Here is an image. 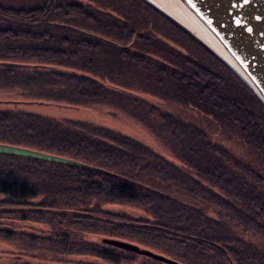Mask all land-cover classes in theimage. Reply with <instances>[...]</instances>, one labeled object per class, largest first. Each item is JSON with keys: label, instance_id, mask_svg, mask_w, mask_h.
<instances>
[{"label": "trees", "instance_id": "trees-1", "mask_svg": "<svg viewBox=\"0 0 264 264\" xmlns=\"http://www.w3.org/2000/svg\"><path fill=\"white\" fill-rule=\"evenodd\" d=\"M156 11L140 0H0V90L20 89L42 104L123 109L156 130L185 168L103 127L0 110L1 144L90 167L0 155V225L10 219L51 232L2 227L5 241L110 264L164 263L105 245L106 238L159 250L180 264H264V107L208 47ZM159 32L175 46L157 41ZM72 71L102 78L113 89ZM136 88L196 111L206 126L246 143L258 166L214 142L207 127L134 97ZM105 205L141 210L148 218ZM84 233L101 236V243L82 240ZM6 257L0 253V264H29Z\"/></svg>", "mask_w": 264, "mask_h": 264}, {"label": "rangeland", "instance_id": "rangeland-1", "mask_svg": "<svg viewBox=\"0 0 264 264\" xmlns=\"http://www.w3.org/2000/svg\"><path fill=\"white\" fill-rule=\"evenodd\" d=\"M140 1L144 2V4L146 3L148 6L149 5L151 7L155 6L154 3L149 0H140ZM91 6L93 7V9H96V7L93 4H91ZM156 12L160 13V11L158 10ZM160 14L168 18L167 20H170V22H174L180 27H185L182 24H180L176 19H173V18L171 19L170 17H167L166 15H164L162 12ZM157 15L159 14L157 13ZM157 21L160 22V25L162 22L163 26H166L162 18L160 19L158 17ZM156 27H158L159 29L161 28L158 25L156 26L152 25V28H155L154 30L157 29ZM166 27H167L166 31L168 32L169 26L167 25ZM162 29L164 30V28H161V30ZM160 32H159L160 36H157L155 39L157 41L163 40L165 44L167 43L166 45L173 48L175 45L174 43L171 42V39L167 37L168 35L164 36V38L166 39L165 40L164 38H162L163 34L161 33L162 34L161 35ZM141 38L143 37H140V39ZM133 39H135L134 41L138 43L140 41L138 38H135V37H133ZM210 53H212L211 55L214 58L224 63L220 58L216 57V54L212 52V50ZM146 58L150 61L154 60V59H151V57L149 56H147ZM206 58H207L206 61L211 62L216 67L215 62L211 58H208V57ZM231 72L236 78H238L232 70ZM71 73L73 74L75 73L79 76L92 77L90 74L83 75V73L78 72V71L77 72L72 71ZM93 79L97 81L98 84H100L103 88L109 89V90L113 89L111 84H109L106 80H103L102 78L97 79L96 77ZM238 81L241 82L243 86L247 89V87L244 85V83L242 82L240 78H238ZM140 90L137 88L133 90L134 94L136 95L134 97L145 100L147 104H149L152 107H157L159 110L163 112H166V113H169L175 116L178 115L180 118L184 119L185 121L189 120L201 127L204 126V129L207 127V129L209 130L208 132L209 136L214 142L228 149V151L231 154H234L242 162L244 161L245 164H251L252 166H258L256 163V157L254 153H252L245 146L246 143H244L243 145L237 142L234 138H229L225 133H222L221 130L217 132L216 128L212 127V125L206 126L204 124L205 121L200 119L199 113L192 110L191 108H187V109L178 108V106H175L172 103H169L166 101L164 102L160 100L159 97H157L156 95L144 93V92L143 93L138 92ZM33 101H36V100L28 99L27 97L23 96L22 90L20 89L14 88L12 90H7V89L0 90V110L5 109V110H18L22 112L25 111L33 115L36 114L43 118L47 117V118L59 121L60 123L63 122L65 124H71V123L79 124L80 122L82 124H87V126L93 125L97 127H103L109 131H114V132L120 133L121 135H125L128 138H131L133 140L134 139L137 140L143 146H146L154 153H157L162 158H165L166 160H168L176 168L185 169L184 166H182L180 159H178L173 154V151L170 149V147L165 145V143L162 141L163 138L158 136V134L156 133V130L154 131L150 126H148L147 123H145L143 119L130 116L123 109L120 110V109L115 108L114 106L110 107V106H106L105 104H101V103L100 104H89V105H84V104H81V105L79 104L78 105H71V104L68 105L67 104L66 105L65 103H61V102L55 103V102H47V101L44 104L39 103L37 101L35 104H33L34 103ZM257 101L259 102L258 99ZM105 208L109 211H113L114 213L117 212L118 214H125V215L127 214L136 219L138 217L148 218L145 213L141 212V210L139 211V210H135L129 207L124 208L118 205H115V206L105 205ZM3 221H4L3 225H0V228L5 227L7 229L9 228L12 230L22 231V232H26L29 234L32 233L35 235H46L47 236L49 235V233L51 234L50 228L43 224L38 225L35 223H31V222L30 223H22V222H15V221L12 222L10 221V219L8 221H5V219H3ZM80 237L82 238V240L93 242V243L95 242L101 243V240H102L101 236L92 235L89 233H84L80 235ZM143 249L148 250L147 248H143ZM151 251L157 255H161L159 254L160 253L159 250L157 251L151 250ZM0 253L7 256L6 257L7 259H5L6 262H9V261L18 262L20 261V259H24L27 262H29V264H110L98 258L83 259L79 257H66V256L57 257V256H54L53 254L52 255L47 254V252L43 250L41 251L30 250V248L25 247V241H19V242L18 241L15 242L14 240L5 241L1 237H0ZM132 264H140V261L132 263Z\"/></svg>", "mask_w": 264, "mask_h": 264}, {"label": "water", "instance_id": "water-1", "mask_svg": "<svg viewBox=\"0 0 264 264\" xmlns=\"http://www.w3.org/2000/svg\"><path fill=\"white\" fill-rule=\"evenodd\" d=\"M151 1V0H149ZM178 11L188 21L176 19L205 47H208L242 80L264 107V0H176ZM152 2V1H151ZM155 5V6H154ZM154 7L160 11L154 3ZM171 18V17H170ZM172 19V18H171ZM195 27V29L193 28ZM191 30V31H190ZM194 33L193 31H196ZM4 67H26L2 63ZM0 155L30 158L43 162L90 168L83 163L44 152L0 143ZM103 244L152 258L164 264H180L120 240L104 239Z\"/></svg>", "mask_w": 264, "mask_h": 264}, {"label": "bare ground", "instance_id": "bare-ground-1", "mask_svg": "<svg viewBox=\"0 0 264 264\" xmlns=\"http://www.w3.org/2000/svg\"><path fill=\"white\" fill-rule=\"evenodd\" d=\"M151 1L157 5L156 7L160 10V13L162 12L167 17L174 18L176 16L180 20L181 19L183 20V18H185L184 16H181V13H179L178 11L179 4L176 0H151ZM188 23L191 25L189 21ZM193 29H195V27ZM193 32L197 33V30Z\"/></svg>", "mask_w": 264, "mask_h": 264}]
</instances>
